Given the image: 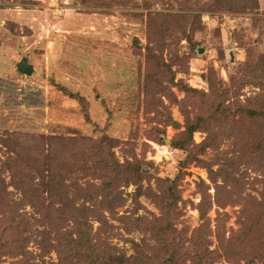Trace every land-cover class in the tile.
Wrapping results in <instances>:
<instances>
[{"label":"rangeland","instance_id":"rangeland-1","mask_svg":"<svg viewBox=\"0 0 264 264\" xmlns=\"http://www.w3.org/2000/svg\"><path fill=\"white\" fill-rule=\"evenodd\" d=\"M50 137L85 140L64 183L93 184L95 206L29 204L28 160ZM0 195V264H56L60 234L84 228L129 264L162 259L170 200L175 242L215 251L217 231L247 225L264 264V0H0Z\"/></svg>","mask_w":264,"mask_h":264},{"label":"trees","instance_id":"trees-1","mask_svg":"<svg viewBox=\"0 0 264 264\" xmlns=\"http://www.w3.org/2000/svg\"><path fill=\"white\" fill-rule=\"evenodd\" d=\"M196 127L197 126H188L187 134L191 136ZM84 142L85 140L83 138L69 139L50 137L47 141V144L45 145L47 150H44V143L42 142L41 148L33 151V155L28 160V172H26V175L30 178V184H28V187H30L29 192L31 190L37 192V198L34 197L29 201V204L32 208L37 207L49 209L53 201L57 203V200H54L57 197L61 198V202H59V200L58 202L60 204L62 203V206L67 209H70L71 203L76 206L73 198L74 200L80 198L82 199L83 203L92 201L93 206H95L92 199L96 196H93V192L98 190V188L94 189V191H91L90 188L95 187L93 184H88L86 188H80V186L75 187L76 190H73L64 183L66 180L64 177L68 173H76V171L83 170L81 169L82 167H80L81 164L76 163V160L81 154V147ZM35 178H38L40 182H43V186H40L41 189L39 188L40 190H36V183L33 182ZM113 183L108 182L103 186V188H101L102 191L106 192V195L98 201L99 206L101 205L108 210H111L112 206L115 204L111 197H109L110 200H108V192L114 190L115 187ZM37 184L38 186L40 185V183ZM40 194H42V197H40ZM69 196L70 198L68 200L70 203L62 202L64 197L66 198ZM1 198L2 196L0 195V206L3 204ZM35 199L37 200L35 201ZM40 199L42 204L38 205ZM47 200L50 202L46 205L45 202ZM170 201V204L165 206L166 210L163 212L162 217L159 218L160 225L158 227V248L153 250V254L160 255V253H162L163 258L161 259L160 257H152L148 259V262H143V259L135 260V264H185V261L188 259L195 260L194 263L206 262L207 264L208 262L209 264H213L215 261L214 258L220 259L221 256H224L227 261H231L234 264H237L239 261L240 263L244 262V264H254V262H256L252 256L246 254V252H249V249L245 251L244 247L242 246L251 231L247 225H245V229L242 228L236 232L232 231L231 236L227 239L222 236L224 235L223 233H219V231H217L216 239L218 247L215 251H208L205 246L202 247L204 248V251H202V248L197 249V243H195V241H192L191 244L187 246H184L185 239L175 242V230H171L173 222L172 219L170 220L171 215L169 212L172 211L171 208L173 205L175 207L176 202L175 200ZM203 203L204 198L200 200L199 205ZM93 206L92 208H94ZM5 207L9 208V203L6 202ZM167 207L170 208L167 209ZM89 212L90 211H87V214L84 208L79 207L77 208V211L72 214L75 219L74 223L79 228V223H82L83 227H88L85 220L89 217ZM221 215V213L217 212L215 219L218 220L221 218ZM64 219L66 220L67 218L64 216ZM80 219L84 222H81ZM87 229L88 228H84L82 233H77L80 231V229L75 231L77 234H73L71 231H64L60 234L61 244L64 246V256L63 258L59 257L60 259L58 262H56V264H77L78 262V264H129V258L115 256V253L111 254L110 251L112 249L108 247H103L105 250L101 249L100 244L88 235V232H86ZM204 236H206V234ZM178 237L179 236L177 235V239ZM237 241H239L238 245L236 244ZM235 246H240L241 248H236ZM135 247L137 248L136 252L138 255L144 254V249L142 247ZM56 249L58 251V248ZM75 259H77V262Z\"/></svg>","mask_w":264,"mask_h":264},{"label":"water","instance_id":"water-1","mask_svg":"<svg viewBox=\"0 0 264 264\" xmlns=\"http://www.w3.org/2000/svg\"><path fill=\"white\" fill-rule=\"evenodd\" d=\"M19 69L22 70L23 72L27 73V74H31V72H32L31 66H28L26 64L25 60H22V62H20Z\"/></svg>","mask_w":264,"mask_h":264}]
</instances>
